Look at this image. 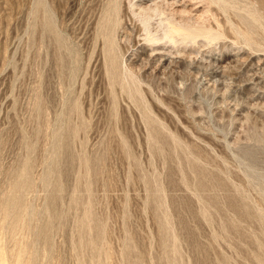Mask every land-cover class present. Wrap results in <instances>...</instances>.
<instances>
[{"label": "rangeland", "instance_id": "obj_1", "mask_svg": "<svg viewBox=\"0 0 264 264\" xmlns=\"http://www.w3.org/2000/svg\"><path fill=\"white\" fill-rule=\"evenodd\" d=\"M161 1L0 0V264H264V4Z\"/></svg>", "mask_w": 264, "mask_h": 264}, {"label": "bare ground", "instance_id": "obj_2", "mask_svg": "<svg viewBox=\"0 0 264 264\" xmlns=\"http://www.w3.org/2000/svg\"><path fill=\"white\" fill-rule=\"evenodd\" d=\"M201 1V0H200ZM262 1V3L264 4V0H261ZM136 2L137 3H142L143 2V0H136ZM174 2H176V1H173V3ZM261 3V2H260ZM261 3V4H262ZM169 4V3H168ZM171 4H172V1H171ZM134 5V4H133ZM138 5V4H137ZM142 5V4H141ZM173 5H176V4H173ZM178 5V4H177ZM136 6V5H135ZM143 6V5H142ZM162 6V1L161 0H151V2L150 3H148V4H146L145 6H144V8L143 9H141V10H144L145 9V11L148 9V12H149V9L150 10H153L152 12L156 15L158 12H160V7ZM180 6H182V5H180ZM179 6V7H180ZM264 5H262V7H263ZM161 9H163V7L161 8ZM167 10V9H166ZM145 11H144V14H145ZM155 11H158V12H155ZM165 11V10H164ZM148 12H146V14H148ZM162 12H163V10H162ZM162 12L160 13V14H162ZM190 12H192V10L189 8V10H186V9H184V8H181L180 10L178 9V10H175V13H176V15H177V13H178V15H181V16H185L187 13L189 14ZM151 13V12H150ZM165 13V12H164ZM164 13H163V15H164ZM167 13V12H166ZM204 13V12H203ZM154 14H152V15H154ZM172 14H174V13H172ZM206 14V13H205ZM264 14V13H263ZM151 14H149V16H150ZM190 15V14H189ZM201 16L203 15V14H200ZM165 16H166V14H165ZM170 16V15H169ZM174 16V15H173ZM172 16V17H173ZM186 16H188V15H186ZM200 16V17H201ZM188 17H190V16H188ZM167 18V17H166ZM171 18V17H170ZM169 18V19H170ZM171 19H173V18H171ZM170 19V20H171ZM188 19L189 18H187V22H188ZM191 19H192V17L190 18V21H191ZM174 20H175V18H174ZM183 20H186V19H183ZM182 20V21H183ZM181 21V22H182ZM193 21V20H192ZM179 22H180V20H179ZM186 21H184V23H185ZM173 23V22H172ZM188 23H190V22H188ZM181 24V23H180ZM186 24V23H185ZM192 24V23H191ZM169 25H170V23H169ZM183 25V24H182ZM182 25H180V26H182ZM187 25V24H186ZM185 25V26H186ZM172 26V25H171ZM178 26H179V24H178ZM179 26V27H180ZM177 28V26L176 27H171V28H169L168 30H169V32L167 31V34H165L164 36L165 37H169V38H172V39H175V38H173V34L175 33V34H180V35H182V39H183V36H185V37H189V35H188V33L190 34V31L188 32L187 30H189V29H185V30H183L182 31V29L184 28V27H181L182 29H180V28ZM190 27V26H189ZM174 37H176V36H174ZM181 37V36H180ZM185 37H184V39H185ZM187 37V38H188ZM178 38V37H177ZM186 38V39H187ZM168 39V38H167ZM172 39H170V40H172ZM183 39V40H184Z\"/></svg>", "mask_w": 264, "mask_h": 264}]
</instances>
